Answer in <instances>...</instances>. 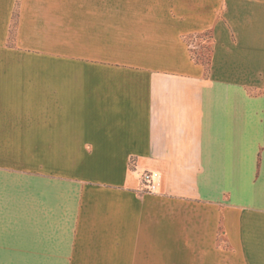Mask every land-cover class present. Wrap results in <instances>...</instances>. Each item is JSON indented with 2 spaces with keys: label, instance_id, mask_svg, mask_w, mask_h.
<instances>
[{
  "label": "crops",
  "instance_id": "obj_1",
  "mask_svg": "<svg viewBox=\"0 0 264 264\" xmlns=\"http://www.w3.org/2000/svg\"><path fill=\"white\" fill-rule=\"evenodd\" d=\"M0 264H264V0H0Z\"/></svg>",
  "mask_w": 264,
  "mask_h": 264
},
{
  "label": "rangeland",
  "instance_id": "obj_2",
  "mask_svg": "<svg viewBox=\"0 0 264 264\" xmlns=\"http://www.w3.org/2000/svg\"><path fill=\"white\" fill-rule=\"evenodd\" d=\"M190 50L194 53L195 57H206L209 48L208 36L206 34H201L200 37H193L189 39Z\"/></svg>",
  "mask_w": 264,
  "mask_h": 264
},
{
  "label": "built area",
  "instance_id": "obj_3",
  "mask_svg": "<svg viewBox=\"0 0 264 264\" xmlns=\"http://www.w3.org/2000/svg\"><path fill=\"white\" fill-rule=\"evenodd\" d=\"M141 180L145 184L147 191L154 192L160 182V174L156 171H145L141 174Z\"/></svg>",
  "mask_w": 264,
  "mask_h": 264
},
{
  "label": "trees",
  "instance_id": "obj_4",
  "mask_svg": "<svg viewBox=\"0 0 264 264\" xmlns=\"http://www.w3.org/2000/svg\"><path fill=\"white\" fill-rule=\"evenodd\" d=\"M208 36L209 38V33H204ZM201 34H193V35H187L185 36L183 39L185 40V42L190 46V41L189 39L190 38H193V37H200ZM190 49V48H189ZM199 58V57H198ZM196 59V60H199V62H201L202 64L204 65H208L209 64V61H210V47L208 48V53L206 55V57H200L199 59Z\"/></svg>",
  "mask_w": 264,
  "mask_h": 264
}]
</instances>
